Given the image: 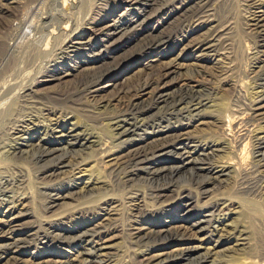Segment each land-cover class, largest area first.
<instances>
[{
	"label": "bare ground",
	"instance_id": "1",
	"mask_svg": "<svg viewBox=\"0 0 264 264\" xmlns=\"http://www.w3.org/2000/svg\"><path fill=\"white\" fill-rule=\"evenodd\" d=\"M97 1L95 14L115 1L109 17H118V7L140 2ZM242 1L256 38L257 70L238 74L237 92H250L231 111L217 103L205 67L182 70L178 60L213 62L216 78L227 83L233 64L230 0H182L87 62L90 67L79 72L84 67L79 64L50 77H45L50 63L90 44L78 30L83 10L91 12L89 0H0V21L8 14L15 18L9 43H0V263L245 264L258 253L252 239L256 223L232 221L237 209L242 219L249 218L244 208L264 219V0ZM17 9L23 10L15 14ZM179 11L178 24L157 32ZM93 22L85 26L95 36L119 28L116 21L101 29ZM204 27L205 33L188 42ZM172 45L180 47L178 59L162 62ZM126 47L130 51L118 56ZM152 56L157 64L148 73L111 98L101 94L110 85L105 81ZM50 83L61 89L44 93ZM40 94L45 97L37 98ZM98 98L110 110L99 124L73 123L88 119L89 103ZM55 113L59 117H46ZM203 117L221 131L192 132L195 123L204 125ZM13 168H26L29 176L35 171L36 187ZM233 175L246 185L239 192L228 190ZM239 193L248 199L236 197ZM61 205L66 206L47 216ZM121 210L125 222L118 219ZM116 234L123 237L121 248L112 245ZM71 249L75 258L65 259Z\"/></svg>",
	"mask_w": 264,
	"mask_h": 264
},
{
	"label": "rangeland",
	"instance_id": "2",
	"mask_svg": "<svg viewBox=\"0 0 264 264\" xmlns=\"http://www.w3.org/2000/svg\"><path fill=\"white\" fill-rule=\"evenodd\" d=\"M26 1L27 0H19L20 3H24V4L26 3ZM181 1L182 0H140L139 4L129 3L125 6L120 7V9L118 7V12L116 13L118 17H114V16L109 17L111 14L114 13L116 9L115 1H108L109 3L104 5V7L101 8L100 12L98 11L99 13L96 12L95 14L94 6H96V3L98 5L99 2L97 0H89V3H90L89 6L92 7L90 8L91 10L89 9L91 12L87 14L86 13L87 11L83 10L84 13L80 16L81 24L79 23V26L81 27L78 30L84 33L85 35H87V38L88 37L89 39L91 38L90 44L86 47H80L78 51H75V50L70 51V53H68L64 57V59H58L55 62L50 63L49 67L46 69L47 75L45 77H50L56 72L59 73L63 71L64 69L69 70V68L71 69L75 66H78L79 64H84V67H81L79 72L83 71L85 67H90L89 65H87V62L89 61L92 62L95 59L100 58L101 56H104L105 54H107L110 48L119 46L124 40L131 37L134 33L147 27L154 20L159 19L160 17H163L164 15H166L167 10L169 8H171L169 11H172L173 9H175L174 7H177V5L181 3ZM226 7H227L226 10H228L230 14V16L227 15L226 17L229 21H231L230 23L232 24V28H233L231 36H230L231 42H232V43L230 42L232 52L228 60L229 64L233 63L231 64L232 73L230 74L231 76L228 78L226 84L223 82H220L219 81L220 79L216 78V77H219L220 74H219L218 68L216 67L215 64H213V62L206 61L203 63V62H199L198 60L192 59L191 57H183L182 59L181 58L178 59V56L181 53L179 46L174 47L172 45L170 48H168L169 50H166L167 51L166 57H162L161 61L170 62L174 59H178L182 70L190 69L193 66L205 67L206 71L211 75V80H212L211 83L213 82L212 85L214 89L216 90L215 96L217 99V103L222 104L226 110L238 111L237 109H239V107L245 102L244 100H247L246 98L249 97L247 95L250 91L248 92L247 89H250V86H249V82L245 83L244 87L245 88L248 87L247 89H245L247 90L246 92L248 93L244 92V93L239 94L237 92V87H235V85L236 86L238 85L237 81L239 77H241V73H245L249 75L251 74V72L257 70L256 69L257 62L254 60L255 58L253 57L255 52H257V44L255 41L256 40L255 35L251 32L253 29L248 30V22L246 20L247 9L244 6L243 1L242 0H230V2L227 4ZM93 8L94 10H92ZM21 10L17 9L15 11V14L17 12H21ZM182 15H183V11H179L173 16H171L170 18L166 17L165 22L160 27L157 28V32L159 31L166 32L170 30L173 26L178 24V22L182 19ZM102 18H105L103 19L105 22H103V20L98 21ZM227 19H225L224 17L223 18L224 22L228 21ZM96 21L98 23L99 22L101 23V24H98L99 26L96 29L104 28L110 24L113 25L114 21L119 22L118 23L119 28L117 30H111L103 34H101L100 32L99 33L96 32L97 35L95 36L93 35L92 30L87 29L85 24L89 22H93L94 24H96ZM14 22H15L14 16L8 14V16L5 17L4 15V20L0 21V43L1 42L4 44L9 43V38L12 33L11 28ZM207 30L208 28L206 27L200 29L194 35L188 38V42L191 39L196 38L197 36L201 35L202 33H205ZM181 48H183V46ZM130 49H131L130 47H126L124 51L118 53V56L129 52ZM3 51H4V47L0 44V56ZM155 60H156V57L154 58V56H152V57L144 58L143 60H140L137 63L129 65L127 68H125V71H123L120 74H115V76H113L114 81L112 80H110V82H108L109 80L105 81V84H110V85L109 87L104 88L101 94L104 95V97L111 98L114 93H116L118 90H120V88H122V86L127 85L133 80L148 73L152 69V67L157 64L155 63ZM109 61H112V59H110ZM69 80H72V78H69ZM43 87L44 88L48 87V89H42L44 90V93H47V94H49L50 92H46V91L57 92L61 89L60 85H58L57 83H50V85L47 84V85H44ZM44 97H45V94H40L37 96V98H44ZM99 100H101V98L93 100L89 103V107H90L92 114H90V117L88 119L87 118L77 119V120L73 119V123H76V122L79 123V120H83V122H81L82 124H84L85 122H88L90 124L91 122V124L96 123L95 125H98L101 117H103L104 114H107L110 111L100 106ZM238 101L240 102L242 101V104H240V102ZM56 108L58 109V107ZM56 113H58V111ZM56 113L54 115H49L46 117L57 118L59 117V114L56 115ZM225 116H226V113H225ZM202 121H206L204 122V125H200L201 123H195L194 126L191 128V131L194 133L205 134V135L218 134L221 131V126L219 124H212L213 119L203 117ZM20 169L13 168V172H14L13 174H16L19 176L21 174H19L18 172L20 173L22 172V174L26 177L25 178L26 180L27 179L31 180L29 185H30V188H32L33 190V188L36 187V183H37L35 182L36 181L35 171H30V174L31 173L32 174L29 176V173L27 172V170L22 169V168ZM187 178H188L187 174L182 175L178 179L179 184L186 185ZM253 178L254 177H252L251 180H253ZM241 180H242L241 177L233 175V177L230 179L228 190H231L232 192H239V189L241 187L243 189L246 185L242 184L243 182ZM31 182L34 183L32 184V187H31ZM27 189L29 188L27 187ZM25 192H29V191L25 190ZM34 194H37V191H34ZM235 196L240 199H244V201L248 199V197L246 198V196H243L244 198L241 197L242 195L240 193L239 195H235ZM36 197H38V195H36ZM38 202L40 201L38 200L35 203L36 206L39 205ZM36 206H34V209L36 210V212H39L38 207L37 209L35 208ZM65 206L66 205L59 206L58 208L54 209L53 212L48 213L47 216H52L55 213L60 212L61 210L59 209L65 208ZM244 210L247 211L246 213L250 214L249 218L247 217L246 219H242L240 214L243 213V211H241L240 209H237L232 213L233 215L232 221H241V224H244V225L246 224L245 225L246 227L252 225L253 221L254 223H256V225H253L252 227V230L255 232V235L252 237V239L255 238L254 239L256 242L255 247L257 248V251H258V253H255L254 255H252L251 260H248L245 264H252V263L255 264V262H258V264H262L264 263V219L262 218V216L258 217L254 213V211H251L250 209L248 211V208H244ZM146 211L148 212L147 209ZM119 214H120V217L118 218L119 221L121 220V222H125L127 220L125 211L121 210ZM251 215L252 216L255 215L256 217L254 216L255 218L253 219ZM257 218H259V221ZM259 224H262V225H259ZM114 236H117V238L112 242V245L116 244L115 247L121 248V244H122L121 242L123 241L122 235L116 234ZM125 245L126 244L124 242L122 246H125ZM174 247H176V245ZM121 250L124 251L126 249H121ZM75 255H76V252L73 249L67 250L64 253L65 259H68V258L74 259ZM48 258H49L48 255L44 256V260ZM51 260L53 259L51 258ZM53 261H58V259H54ZM4 263L5 261L0 264H4Z\"/></svg>",
	"mask_w": 264,
	"mask_h": 264
}]
</instances>
